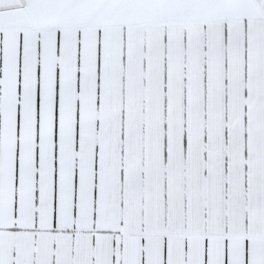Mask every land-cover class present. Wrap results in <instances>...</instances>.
<instances>
[{"label": "snow or ice", "instance_id": "6c2138e0", "mask_svg": "<svg viewBox=\"0 0 264 264\" xmlns=\"http://www.w3.org/2000/svg\"><path fill=\"white\" fill-rule=\"evenodd\" d=\"M0 264H264V0H0Z\"/></svg>", "mask_w": 264, "mask_h": 264}]
</instances>
